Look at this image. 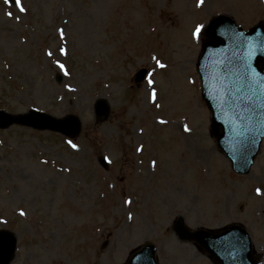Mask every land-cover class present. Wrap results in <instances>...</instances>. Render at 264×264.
<instances>
[{
	"label": "rangeland",
	"instance_id": "1",
	"mask_svg": "<svg viewBox=\"0 0 264 264\" xmlns=\"http://www.w3.org/2000/svg\"><path fill=\"white\" fill-rule=\"evenodd\" d=\"M21 5L0 0V111L73 115L81 131L0 129V214L19 232L18 260L125 264L150 242L159 264H211L174 235L181 216L192 231L242 225L264 264V142L250 172L234 174L210 134L196 70L207 23L225 15L247 31L264 21V0ZM99 99L110 114L97 122Z\"/></svg>",
	"mask_w": 264,
	"mask_h": 264
},
{
	"label": "water",
	"instance_id": "2",
	"mask_svg": "<svg viewBox=\"0 0 264 264\" xmlns=\"http://www.w3.org/2000/svg\"><path fill=\"white\" fill-rule=\"evenodd\" d=\"M204 34L198 71L202 98L212 112L211 133L233 170L246 174L264 138V23L245 33L230 18L219 16L209 23ZM143 76L144 71H140L135 82ZM108 111L104 101L96 103L98 120L106 119ZM13 123L68 137H76L80 131V123L73 116L56 120L30 112L13 118L0 112V128ZM174 232L180 240L203 246L217 264H255L250 257V241L239 226H228L222 233L190 232L179 218ZM12 249L13 244L9 252ZM154 253L155 248L146 245L128 264H156Z\"/></svg>",
	"mask_w": 264,
	"mask_h": 264
},
{
	"label": "snow or ice",
	"instance_id": "3",
	"mask_svg": "<svg viewBox=\"0 0 264 264\" xmlns=\"http://www.w3.org/2000/svg\"><path fill=\"white\" fill-rule=\"evenodd\" d=\"M10 2V0H4V3L5 4H8ZM202 2V0H201ZM15 6L21 11L23 12L24 11V8L22 7L21 5V0H15ZM8 15L11 17V13H8ZM201 32V28L198 26L195 30V32L193 33V38H198L199 34ZM62 54H63V49L61 50ZM49 55H51V53H49ZM158 66L160 67H163V65H160L159 62H158ZM61 69H63V65H60ZM151 80H149V84H151ZM155 95V94H153ZM161 123H163V121H161ZM185 131H187V129H185ZM75 147V146H73ZM21 215H23V213H21Z\"/></svg>",
	"mask_w": 264,
	"mask_h": 264
},
{
	"label": "flooded vegetation",
	"instance_id": "4",
	"mask_svg": "<svg viewBox=\"0 0 264 264\" xmlns=\"http://www.w3.org/2000/svg\"><path fill=\"white\" fill-rule=\"evenodd\" d=\"M6 226H8V227H7L8 229H10V224H9V225L7 224ZM1 230H5V229L2 228V227H0V231H1ZM12 231H13L14 234L17 232V230H15V228H12ZM15 236H16V234H15ZM16 237H17V236H16ZM15 260H17L16 257L14 258V260L12 261L11 264H14V261H15ZM24 263H27V261H24Z\"/></svg>",
	"mask_w": 264,
	"mask_h": 264
}]
</instances>
